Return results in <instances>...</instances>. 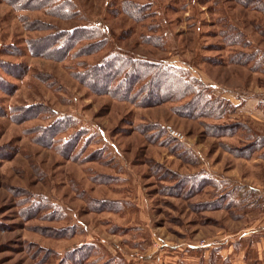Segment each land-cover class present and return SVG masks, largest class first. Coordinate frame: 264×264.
Instances as JSON below:
<instances>
[{
	"label": "rangeland",
	"instance_id": "obj_1",
	"mask_svg": "<svg viewBox=\"0 0 264 264\" xmlns=\"http://www.w3.org/2000/svg\"><path fill=\"white\" fill-rule=\"evenodd\" d=\"M71 2L67 19L0 0V264H264V0ZM83 24L109 43L62 60L27 47ZM116 49L187 68L238 106L189 118L184 100L141 107L74 77ZM198 173L263 202L226 203L209 179L187 182Z\"/></svg>",
	"mask_w": 264,
	"mask_h": 264
},
{
	"label": "trees",
	"instance_id": "obj_2",
	"mask_svg": "<svg viewBox=\"0 0 264 264\" xmlns=\"http://www.w3.org/2000/svg\"><path fill=\"white\" fill-rule=\"evenodd\" d=\"M4 1L16 10L45 8L55 12H51L52 15L67 19L71 17V13L75 12L71 0ZM125 5L127 12H130L129 8H132V13L138 18L143 16L141 12H148L145 8L148 4L139 6L137 3L129 2ZM109 41V34L103 26L83 24L62 28L41 36L31 41L27 47L31 54L62 60L77 55L85 48H89L90 52L101 50ZM81 65V69L73 72L74 77L90 91L96 94H107L116 100L128 101L137 106L153 107L170 100H184L176 106L175 111L189 118L219 117L234 112L238 106L224 97L212 95L209 85L201 78L191 74L187 68L169 62L134 57L116 49L108 52L93 64L82 63ZM21 66L23 73L26 65ZM67 140L62 146L64 153L66 150L63 148L71 142L68 138ZM253 144L259 148V145L264 144V136L254 138ZM75 145L76 143L71 148ZM251 150L245 151L244 154L250 155ZM205 179H209L215 189L225 191L226 203L234 200L236 205L244 201V204L252 203L259 206L263 202V198L256 191L239 185L230 186L225 180L212 178L208 173L195 174L187 182L202 185L205 184ZM221 198L223 199V196ZM70 254L76 253L71 252Z\"/></svg>",
	"mask_w": 264,
	"mask_h": 264
},
{
	"label": "built area",
	"instance_id": "obj_3",
	"mask_svg": "<svg viewBox=\"0 0 264 264\" xmlns=\"http://www.w3.org/2000/svg\"><path fill=\"white\" fill-rule=\"evenodd\" d=\"M167 131L173 135L179 136V133L177 131H175L171 126H166Z\"/></svg>",
	"mask_w": 264,
	"mask_h": 264
}]
</instances>
